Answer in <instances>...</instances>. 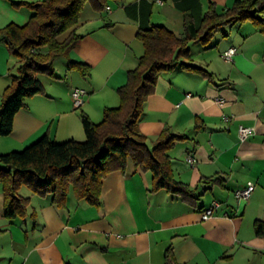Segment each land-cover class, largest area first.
I'll list each match as a JSON object with an SVG mask.
<instances>
[{"label":"crops","instance_id":"crops-1","mask_svg":"<svg viewBox=\"0 0 264 264\" xmlns=\"http://www.w3.org/2000/svg\"><path fill=\"white\" fill-rule=\"evenodd\" d=\"M21 1L41 0H0V27L28 21L32 10ZM233 2L108 0L103 12L85 2L71 28L82 37L69 58L89 64L90 75L68 70L66 58L57 68L56 59L58 77L39 75L45 92L30 96L27 107L15 113L12 131L0 136V153L22 149L44 134L55 141L84 140L80 112L98 122L105 107L119 104L117 89L143 53L136 36L141 27L165 25L181 34L184 23L199 21L210 4L223 11ZM258 15L264 19V10ZM245 21L221 27L212 43H191L192 63L211 76L180 65L163 73L138 121L150 147L166 128L187 136L169 155L175 178L193 189L192 196L153 191L151 171L128 159L124 172L104 177L98 205L77 199L71 189L57 205L50 192L22 184L26 213L9 218L0 182V264H165L168 249L178 264H264V235L254 229L255 221L264 223V30ZM229 47L236 48L232 61L222 57ZM17 65L0 42V105ZM74 87L86 90L79 107L70 95ZM240 124L254 129L244 141ZM248 182L255 185L249 198H236ZM213 201L218 206L203 219Z\"/></svg>","mask_w":264,"mask_h":264},{"label":"trees","instance_id":"trees-1","mask_svg":"<svg viewBox=\"0 0 264 264\" xmlns=\"http://www.w3.org/2000/svg\"><path fill=\"white\" fill-rule=\"evenodd\" d=\"M108 0H41L21 1L32 10L23 25L13 22L0 27V42L18 59L16 72L3 90L0 105V136L12 131L15 113L27 107V99L45 92L39 75L57 78L54 62L67 59V69L89 76L91 66L74 61L69 54L82 35L71 29L78 21L85 2L104 11ZM20 4V3H15ZM264 0H234L232 6L218 11L210 4L199 21H186L183 32L175 33L165 25L141 27L137 38L143 53L137 64L128 69L126 82L119 86V104L105 107L102 119L93 121L81 111L80 119L84 140L74 138L55 141L47 134L19 150L0 153V182L4 193V213L13 218L24 215L28 198L19 194L26 184L36 192H50L52 200L62 205L71 189L77 199L98 205L104 177L111 171L124 172L128 159L136 167L150 170L152 190L192 196L193 189L175 178L169 150L175 142L187 138L164 129L150 147L148 138L141 133L138 121L144 112L148 95L160 75L180 65L186 70L211 76L205 68L192 63L190 44H207L223 26L240 24L250 19L264 30ZM65 39L58 37L68 30ZM255 233L264 235V223L254 222ZM165 264H178L168 249Z\"/></svg>","mask_w":264,"mask_h":264},{"label":"built area","instance_id":"built-area-1","mask_svg":"<svg viewBox=\"0 0 264 264\" xmlns=\"http://www.w3.org/2000/svg\"><path fill=\"white\" fill-rule=\"evenodd\" d=\"M235 52H236V48L235 47H229L225 51H223L222 57L226 61H232L233 55L235 54ZM70 95H71V98H72L73 105L75 107H79L84 102V96L86 95V90L83 89V88L74 87V88L71 89ZM220 101H222V100H220ZM223 119L224 120H228L229 117L224 115ZM253 130L254 129L251 126H245V125L240 124L238 126V137H239V140L240 141L246 140L249 137V135H251L253 133ZM186 159L190 163L194 162V160H195L194 156L191 155V154H188ZM254 186L255 185H254L253 182H248L245 187L235 191L236 198H238V199H248L250 194H251V192L254 189ZM217 206H218V202L213 201L211 203V205H209L208 207L203 209V211L201 213V217L203 219L209 218L214 213V211H215Z\"/></svg>","mask_w":264,"mask_h":264},{"label":"rangeland","instance_id":"rangeland-1","mask_svg":"<svg viewBox=\"0 0 264 264\" xmlns=\"http://www.w3.org/2000/svg\"><path fill=\"white\" fill-rule=\"evenodd\" d=\"M251 21V22H250ZM244 23H247V25H252L253 24V21L252 20H250V19H247ZM223 29V28H222ZM222 29H220V30H218L217 32H216V34L212 37V39L210 40V43H212V42H214L215 41V38H217V37H219V36H221L222 34H221V32H222ZM62 61H64V58H59V60H58V62L60 63V64H58V66H57V68H61L60 66L62 65Z\"/></svg>","mask_w":264,"mask_h":264}]
</instances>
